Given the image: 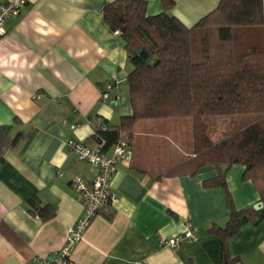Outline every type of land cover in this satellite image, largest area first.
<instances>
[{
  "label": "crops",
  "instance_id": "obj_1",
  "mask_svg": "<svg viewBox=\"0 0 264 264\" xmlns=\"http://www.w3.org/2000/svg\"><path fill=\"white\" fill-rule=\"evenodd\" d=\"M105 1L28 0L0 36V125H10L11 135L22 133L0 161V264H41L62 245L83 210L70 179L92 174L88 164L75 159L67 140L96 146L89 139V118L100 115L118 123L131 111L127 76L132 66L119 31L103 19ZM173 1L170 12L188 26L219 2ZM162 10L161 0H146L148 14ZM108 81L111 101L101 99ZM173 121L179 126V119ZM163 138L170 140L160 121H138L130 140L132 158L117 163L111 180L118 196L86 228L71 255L75 264H221L219 241L208 228L225 225L230 210L223 187L203 183L216 167L165 174L183 156L172 148L166 158ZM243 171V165L233 164L225 175L237 208L260 200ZM31 199L51 205L53 215L41 218ZM188 226L197 239L161 243ZM229 252L238 258L234 264H264V218L242 226L229 239Z\"/></svg>",
  "mask_w": 264,
  "mask_h": 264
},
{
  "label": "trees",
  "instance_id": "obj_2",
  "mask_svg": "<svg viewBox=\"0 0 264 264\" xmlns=\"http://www.w3.org/2000/svg\"><path fill=\"white\" fill-rule=\"evenodd\" d=\"M163 10L148 14L146 0H107L105 23L124 40L130 69L127 82L131 111L118 123L90 117L89 136L107 153L123 136L128 143L139 120H190V150L165 174L195 173L213 164L216 174L206 186H221L230 210L225 225L208 230L220 244L221 264H234L229 239L245 224L264 218V0H219L217 6L188 26L170 12L173 0H161ZM241 114L239 127L217 141L207 133L204 117ZM22 133L0 125V161ZM233 164L244 166L242 178L251 179L263 206L237 208L225 178ZM30 204L41 218L53 215L49 204Z\"/></svg>",
  "mask_w": 264,
  "mask_h": 264
},
{
  "label": "built area",
  "instance_id": "obj_3",
  "mask_svg": "<svg viewBox=\"0 0 264 264\" xmlns=\"http://www.w3.org/2000/svg\"><path fill=\"white\" fill-rule=\"evenodd\" d=\"M28 0H0V36L6 32V22L20 13ZM112 81H108L101 91V99L111 101L110 91ZM71 127L77 123L64 120ZM67 146L76 160L88 164L92 174L85 176L76 173L70 179V185L75 191L76 198L83 203V210L76 222L67 228L62 245L51 256L41 259V264H75L72 252L76 244L92 221L118 194L111 184L119 161H130L132 149L125 136L121 137L112 147L110 153L99 151L97 146L90 145L84 140L69 138ZM197 239L190 226L183 232L160 239L162 244L178 245L183 238ZM138 264H142L138 262Z\"/></svg>",
  "mask_w": 264,
  "mask_h": 264
},
{
  "label": "rangeland",
  "instance_id": "obj_4",
  "mask_svg": "<svg viewBox=\"0 0 264 264\" xmlns=\"http://www.w3.org/2000/svg\"><path fill=\"white\" fill-rule=\"evenodd\" d=\"M244 115L241 114H217V115H208L207 118L204 117L206 125H207V133L211 140L217 141L220 138H222L224 135L227 134L228 130L231 131L232 129H235L236 127L240 126L241 118ZM175 118H169V119H158L160 121V126L165 130V132L168 131V134L170 136L169 138H163L166 140L165 145L162 146L165 148V154L166 158L170 157L172 154L170 150L172 148L175 149V151L179 150V153L181 156L185 155V150H190V143L188 142V147H186L187 144H184V141L187 139H190V120L188 117L184 118H176L179 119L178 125L170 124L171 121H173ZM174 122V121H173ZM164 137V136H162ZM172 138V139H171ZM162 144V143H161ZM184 147V150L182 151L181 148ZM177 153V152H175ZM175 156V155H174ZM164 164V163H163ZM171 167V166H169ZM169 167H166L164 170L167 171ZM164 171V172H165Z\"/></svg>",
  "mask_w": 264,
  "mask_h": 264
},
{
  "label": "water",
  "instance_id": "obj_5",
  "mask_svg": "<svg viewBox=\"0 0 264 264\" xmlns=\"http://www.w3.org/2000/svg\"><path fill=\"white\" fill-rule=\"evenodd\" d=\"M254 208H260L263 206V202L261 200L257 201L253 204Z\"/></svg>",
  "mask_w": 264,
  "mask_h": 264
}]
</instances>
